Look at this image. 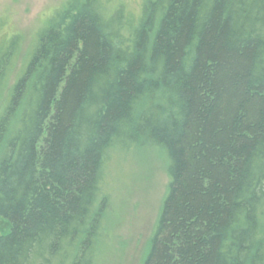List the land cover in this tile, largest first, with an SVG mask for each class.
Instances as JSON below:
<instances>
[{"label":"trees","instance_id":"1","mask_svg":"<svg viewBox=\"0 0 264 264\" xmlns=\"http://www.w3.org/2000/svg\"><path fill=\"white\" fill-rule=\"evenodd\" d=\"M0 39V264H94L115 151L161 149L142 264H264V0H66L11 79Z\"/></svg>","mask_w":264,"mask_h":264},{"label":"rangeland","instance_id":"2","mask_svg":"<svg viewBox=\"0 0 264 264\" xmlns=\"http://www.w3.org/2000/svg\"><path fill=\"white\" fill-rule=\"evenodd\" d=\"M66 0H0V39L21 38L15 70L25 63L37 32ZM138 14L142 0H121ZM168 161L161 149L115 151L106 163L102 193L108 202L94 264H142L167 193Z\"/></svg>","mask_w":264,"mask_h":264}]
</instances>
